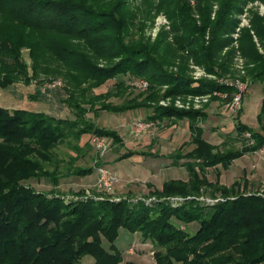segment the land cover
Segmentation results:
<instances>
[{"label":"trees","instance_id":"16d2710c","mask_svg":"<svg viewBox=\"0 0 264 264\" xmlns=\"http://www.w3.org/2000/svg\"><path fill=\"white\" fill-rule=\"evenodd\" d=\"M255 1L264 4L0 0V89L4 92L19 82L29 85L40 74L38 85L60 77L65 87L62 103L73 114L69 119L0 106V264H82L86 255L92 264H119L122 252L114 243L120 228L149 241L156 264H264V186L251 190L254 184L246 175L225 184L220 170L215 180L206 174L210 167L226 171L234 159L264 145V15L251 12L244 26L239 18L245 5ZM159 14L170 27L152 41L145 31ZM175 56L178 64L173 63ZM236 58L242 60L241 80L259 86L263 95L257 129L240 123V106L233 115L241 148L220 149L204 138L197 118L206 117V112L159 105L149 119L188 120L193 146L183 150L182 143L170 156L172 164L185 168L186 179L170 178L161 188L150 189L159 198L149 202L74 194L92 186L61 189L70 174L81 177L94 171L91 165H75L82 148L71 147L68 139L78 140L90 130L116 138L115 130L88 121V112L143 108V101L157 98L160 85H168L164 96L208 94L207 107L212 100L229 103L233 85L193 84L186 75L187 62L192 60L216 78L232 79ZM121 75L131 82L145 81L146 92L128 94ZM110 81L112 87L94 92ZM212 91L226 96L220 100ZM67 142L76 151L68 160L58 149Z\"/></svg>","mask_w":264,"mask_h":264},{"label":"rangeland","instance_id":"374dc122","mask_svg":"<svg viewBox=\"0 0 264 264\" xmlns=\"http://www.w3.org/2000/svg\"><path fill=\"white\" fill-rule=\"evenodd\" d=\"M251 12H257L260 15H264V4L255 1L245 5L243 12L239 14L241 26L247 25ZM169 27L170 22L167 18L164 15L159 14L155 17L151 27L146 29L145 35L150 36L153 41L158 33L169 30ZM233 36L236 38L237 34L234 33ZM172 52L174 54V51ZM23 57L27 60V62H30L26 51H23ZM173 59V63L175 64L180 62L176 56ZM239 59L236 58L234 60V69L236 71L235 76L232 79L216 78L212 74L206 73L203 67L194 64L192 60H188L187 62L188 69L186 75L189 79H192L193 84H198L199 81H201L199 83H209L214 81L225 84H227L224 82L225 80L229 81L230 84L236 80L242 81L245 84V91L240 103V107L242 109L239 120L243 126L257 129V114L263 95L259 86H251L246 81L241 80V76L244 74V71L241 69L242 60ZM166 67L167 66L164 65V68ZM167 69L170 70L171 67H168ZM40 77H42L41 74L38 75L37 79ZM121 78L125 80L123 87L128 89V94L131 96H136V93L140 92V90L141 92H146L145 89L147 83L145 81H142L140 84L131 82L127 75H121ZM37 79H32L29 85L21 82L16 85H10L4 90V92L0 89V106L6 108H25L33 111H42L54 116L72 119V112L62 103L61 100L65 96V92L63 90L65 87L62 78H55L61 79V85L54 88H48L45 84L49 80L45 81L43 83L44 85H38ZM116 79H119V77H116ZM113 85L114 83L110 81L107 86L95 89L94 92H102L107 87L110 88ZM234 88L235 92L231 94L232 99L237 91L235 86ZM157 89L158 96L155 95L157 98L148 102L143 101L146 104L143 108L123 113H113L100 109H96L95 112L87 113V117L85 116V118L88 121H91L95 126H103L113 129L116 131L117 135L115 140L112 137H106L108 149L103 157H98L99 155H97V152L91 143V137L94 133L91 130L90 132L82 134L78 140H74L72 138V140L68 139L71 144L67 142L59 146V154L66 160L70 158V153L76 154V151L71 150L70 146H79L80 150L82 148V152L75 160V165L78 167H87L90 165L94 166V171L91 172L89 176L74 177L70 174L67 179L62 182L63 185L61 189L63 191H69L78 187L86 188L92 186L93 182H95L94 179H96L95 175L97 176V172L95 173L96 166L101 163H106L110 167L120 170L124 175H132L127 179H123L115 170L118 174L119 181L114 188L105 191L90 187V191L92 192L90 193L89 191V194L94 193L97 196L111 199H120L125 197L128 198V200L143 199L149 202L159 198L157 197V194L150 192V189H153L154 187L157 188V186H160L163 181L170 178H186L187 172L185 168L182 166L172 165V159L170 156L177 151V148L182 143L184 144L183 150L192 148L193 145L189 143L190 134L188 131V120L163 119V121H154L149 119L148 116L152 114V111H154V109L159 105L165 106L172 104L177 108L185 110L192 109L206 112V117L202 118L201 116L197 118V120H199V125L203 128L204 138L213 144H217L220 149L225 147L234 149L241 148V142L239 137H237L238 133L235 130V124L233 121V115L236 112H232L231 110L232 99L229 103L212 100L207 107L206 104L210 98L208 94H176L164 96L162 94L168 89V85H160ZM32 94L34 96L35 94L37 95L34 97ZM90 95H94V93H91ZM211 96H216L221 100L226 95L221 92L212 91ZM109 100L116 104L119 101L118 98L113 96H110ZM137 118H147L145 121L151 122V124L147 125L145 129L135 135L133 121ZM247 132L249 131H244L243 135L245 136ZM132 150H134L133 153H131L126 159H114L116 155L118 158L121 154ZM245 156L242 158V161H245L246 164L250 166L251 163L248 164L250 160L246 159L254 156L251 153L249 154L251 157L246 158ZM242 161H234L226 172L223 169H220V167H218V169L210 167L206 170V174L209 179L215 180L216 173L220 170L222 181L225 179V182L227 183L232 180L242 178L243 175L250 177L251 173H249L246 169H242V165L244 164ZM253 176L257 177V173ZM259 180L260 182L252 180L251 184L254 185H251V190H256L258 186H264L263 182H261L264 178L261 177ZM123 188L127 189L123 190ZM83 190H77L74 194H80V196L81 194L86 195V191ZM206 196L207 195H204L205 198ZM114 244L117 249L122 252L123 260L119 264H128L129 262L137 264H156L152 257V244L149 241L143 242L138 233L132 234L126 229L120 228L118 237L116 238ZM130 248H132L131 251L128 250ZM81 260L82 264L93 263L92 257L88 255L84 256Z\"/></svg>","mask_w":264,"mask_h":264},{"label":"built area","instance_id":"2783aa9c","mask_svg":"<svg viewBox=\"0 0 264 264\" xmlns=\"http://www.w3.org/2000/svg\"><path fill=\"white\" fill-rule=\"evenodd\" d=\"M226 83L230 84V82L228 81H226ZM45 84L47 85L48 88H54V87H58L61 85V80L53 79V80H49ZM231 84L234 85L237 89L235 95L233 96L232 102H231V110L232 112H235L240 106L242 96L245 91V84L240 80H236L235 82H232ZM150 124L151 122H147L143 119L137 118L135 121H133V128L135 130V135H137L138 132L145 129L147 125H150ZM245 136L249 137L250 133L247 132ZM106 140L107 138L105 136L98 135V134H93L91 137V143L94 146L97 152V155H99L98 157H103L104 154L107 152L108 144ZM257 152L260 154L261 158L264 161V145L260 147L257 150ZM96 172H97V176H96L95 182L93 183L92 187L106 191V190H111L112 188L115 187V185L118 184V181H119L118 174L108 164L101 163L100 165L96 167ZM86 192L87 194H89V189H86ZM131 249L132 248L128 250L131 251Z\"/></svg>","mask_w":264,"mask_h":264},{"label":"crops","instance_id":"0c3cea01","mask_svg":"<svg viewBox=\"0 0 264 264\" xmlns=\"http://www.w3.org/2000/svg\"><path fill=\"white\" fill-rule=\"evenodd\" d=\"M258 123V122H257ZM132 151H134V150H132ZM249 154L250 153H246V154H244V155H242L241 157H239V158H237V159H234V161H242V158L245 156V155H247V156H245L246 158H249V157H251V156H249ZM254 157H252V158H249V159H246V160H250L249 162H248V164L249 163H251V165L249 166V165H247L246 164V162L245 161H242V163H244L243 165H242V169H246L249 173H251L250 174V177L252 178H250L249 176H247L248 177V179L250 180V181H252V180H255V181H257V182H260V180L259 179H261V177L262 178H264V161H263V159L261 158V156H260V154L257 152V151H255V152H252L251 153ZM130 156V155H129ZM129 156H126V157H123V158H117V155H116V157L114 158V159H117V160H123V159H126L127 157H129ZM233 161V162H234ZM232 162V163H233ZM172 165H174V164H172ZM174 166H177V165H174ZM249 166V167H248ZM248 168V169H247ZM114 169V168H113ZM114 170H116L119 174H120V177H122L123 179H127V178H129V177H131L132 175H124V174H122L121 173V171L120 170H117V169H114ZM226 172V171H225ZM95 173H96V171H95ZM255 173H257V177H254L253 175L255 174ZM86 176H89V174L88 175H85L84 177H86ZM95 177H96V175H95ZM180 178H182V179H186V178H183V177H180ZM95 180V179H94ZM220 180H221V182L222 183H225V184H229V183H231L232 181H230L229 183H227V182H225V179H224V181H222V178H220ZM259 180V181H258ZM89 181H92V180H89ZM261 182H263V184H264V180H261ZM94 183V182H93ZM163 183V182H162ZM162 183H161V185H162ZM161 185L160 186H157V188H161ZM121 187H122V185H121ZM156 188V187H155ZM124 189H127V188H123V190ZM129 189V188H128ZM175 198H181V197H179V196H174Z\"/></svg>","mask_w":264,"mask_h":264}]
</instances>
